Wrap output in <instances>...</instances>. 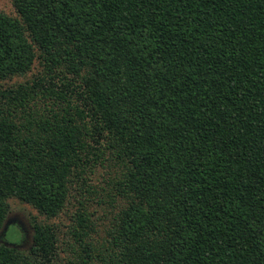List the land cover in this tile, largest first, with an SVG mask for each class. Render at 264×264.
Returning <instances> with one entry per match:
<instances>
[{
	"label": "trees",
	"instance_id": "16d2710c",
	"mask_svg": "<svg viewBox=\"0 0 264 264\" xmlns=\"http://www.w3.org/2000/svg\"><path fill=\"white\" fill-rule=\"evenodd\" d=\"M11 1L0 264L60 253L48 222L8 241L12 198L49 219L79 201L68 264H264V0ZM103 190L100 242L82 198Z\"/></svg>",
	"mask_w": 264,
	"mask_h": 264
},
{
	"label": "rangeland",
	"instance_id": "374dc122",
	"mask_svg": "<svg viewBox=\"0 0 264 264\" xmlns=\"http://www.w3.org/2000/svg\"><path fill=\"white\" fill-rule=\"evenodd\" d=\"M0 8L6 13L17 16V11L12 4L11 0H0ZM39 69V64L36 63L33 69V72H36ZM24 77H17L11 81H8V84H12L18 81H24L28 79L32 73ZM107 172L106 168L98 167L96 171L91 175L92 183L99 185L102 189L106 187V177L105 173ZM85 192V191H84ZM83 192V193H84ZM106 198V191H101L99 196H96L95 193H84L82 201L85 202L87 206H90V212L93 214V220L95 224V231L92 233V237L96 241L102 242L106 238V228L110 223V219L114 217L112 214V207L107 206L106 203H99V197ZM11 205V214L9 221V228L7 229V239L10 243H15L21 241L23 236L24 242L22 247L29 248L31 244V235H32V224L34 220L40 222H48L52 225H56L59 239V257L53 261V264H68V259L71 256V249L69 247L70 237L68 236V228L71 224V215L72 212L80 206L79 201H74L72 206H69L68 210H65L58 217H53L51 219L47 218L44 215H41L38 210L33 206L20 201L17 198L10 199ZM125 204L124 202L118 201L115 204L117 206L116 210L120 209V206ZM77 206V207H76ZM108 207L109 214L106 213L105 209ZM111 211V212H110ZM106 214L110 216L109 220L106 219ZM24 232V233H23ZM100 242H97L96 245H101Z\"/></svg>",
	"mask_w": 264,
	"mask_h": 264
}]
</instances>
